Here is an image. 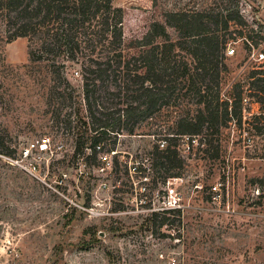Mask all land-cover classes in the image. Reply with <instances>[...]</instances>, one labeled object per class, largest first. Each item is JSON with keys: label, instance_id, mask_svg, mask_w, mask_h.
<instances>
[{"label": "rangeland", "instance_id": "rangeland-1", "mask_svg": "<svg viewBox=\"0 0 264 264\" xmlns=\"http://www.w3.org/2000/svg\"><path fill=\"white\" fill-rule=\"evenodd\" d=\"M218 4L242 14L223 31L229 42L221 89L231 97L234 82H246L253 69L264 67V60L252 57L264 52V0H113L124 10L128 36L143 35L167 11ZM34 40L0 38V264H264L257 197L264 191V131L254 128L264 124L255 119L251 98L242 127L222 129L218 156L202 136L173 140L184 169L168 185L162 170L142 175L153 164L149 152L172 142L166 136L174 133L177 119L192 116L198 106L182 98L143 122L136 134L120 135L107 162L99 155L93 159L87 150L76 151L88 123L81 64L65 52L32 60L31 53L41 54ZM54 63L74 89L65 107L52 97L58 82ZM57 109L62 121L55 118ZM47 135L53 152L39 174L8 161L19 146ZM220 179L228 195L217 204L209 188ZM170 188L179 193L181 207L161 209Z\"/></svg>", "mask_w": 264, "mask_h": 264}, {"label": "trees", "instance_id": "trees-1", "mask_svg": "<svg viewBox=\"0 0 264 264\" xmlns=\"http://www.w3.org/2000/svg\"><path fill=\"white\" fill-rule=\"evenodd\" d=\"M154 3L158 5V0ZM164 16V21L150 23L143 35L128 36L124 10L113 0H0L1 40L31 37L36 39L35 51L41 53L38 57L31 53L32 60L65 52L81 64L88 123L78 134L77 152L90 149L89 157L97 159L100 153L115 150L120 135L136 134L143 122L182 98L198 106L192 116L177 119L174 133L166 136L172 142L165 148L155 144L149 152L153 164L142 175L162 170L165 182L182 175L184 159L173 142L181 135L202 136L218 156L222 129L231 124L242 127L250 98L255 119L264 124V67L253 69L246 82H234L232 96H226L221 76L227 70L229 37L223 31L229 21L242 19L240 10L218 4L167 11ZM53 66L58 82L52 97L55 93L65 107L74 89ZM61 115L57 109L58 121ZM254 128L259 134L264 131V125ZM97 145H102L101 151ZM116 164L117 171L118 160Z\"/></svg>", "mask_w": 264, "mask_h": 264}, {"label": "built area", "instance_id": "built-area-1", "mask_svg": "<svg viewBox=\"0 0 264 264\" xmlns=\"http://www.w3.org/2000/svg\"><path fill=\"white\" fill-rule=\"evenodd\" d=\"M235 52L234 48L228 49L227 53L229 55ZM258 61L264 60V52H255L252 54ZM53 142L52 138L47 135L43 136L39 139H31L27 141L25 144L19 146L17 149V153L14 156L8 157V161L15 166H18L21 170L28 174L37 175L41 171L43 162L45 157L48 156L50 153L53 152ZM97 150H102V145H97ZM91 151L90 149H87ZM113 154H116L117 151H111ZM110 152V153H111ZM1 155V154H0ZM99 158L102 162H107L109 158L108 152H103L99 154ZM147 178V177H144ZM177 177H170L167 179V184L171 185L173 181H176ZM103 186H108L107 182L103 183ZM146 190V187L143 188ZM210 197L212 202L221 204L222 200H225V197L228 195V186L224 180H217L215 181L209 188ZM259 194L260 202L258 206L261 210V215L264 216V191L261 192L259 189L257 191ZM159 196V192H156L155 197ZM181 198L179 193L174 189L170 188L167 195L163 198V206L161 209H173V208H180L181 207Z\"/></svg>", "mask_w": 264, "mask_h": 264}]
</instances>
